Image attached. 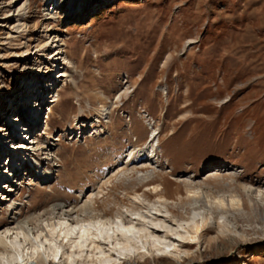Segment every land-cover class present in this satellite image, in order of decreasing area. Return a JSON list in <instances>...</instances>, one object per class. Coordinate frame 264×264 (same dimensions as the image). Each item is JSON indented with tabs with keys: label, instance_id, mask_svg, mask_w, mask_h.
<instances>
[{
	"label": "rangeland",
	"instance_id": "obj_1",
	"mask_svg": "<svg viewBox=\"0 0 264 264\" xmlns=\"http://www.w3.org/2000/svg\"><path fill=\"white\" fill-rule=\"evenodd\" d=\"M49 1L0 0V125L45 89L35 148L54 174L45 183L29 165L18 173L17 191H1L18 210L1 208L0 231L17 217L78 207L103 186L107 215L130 207L150 220L167 204L184 217L181 236L191 244L136 230L137 244L122 251L131 257L105 264H264V204L244 190L264 188V0H89L71 18L62 0L47 16ZM49 68L55 72L42 90L37 83ZM153 133L159 142L148 154ZM129 168L127 180L112 178ZM191 183L201 202L190 201ZM230 194L242 208L230 206Z\"/></svg>",
	"mask_w": 264,
	"mask_h": 264
},
{
	"label": "bare ground",
	"instance_id": "obj_2",
	"mask_svg": "<svg viewBox=\"0 0 264 264\" xmlns=\"http://www.w3.org/2000/svg\"><path fill=\"white\" fill-rule=\"evenodd\" d=\"M64 2L65 0L61 1L62 5L66 4L65 7L66 9L69 10L68 15L70 18L81 16V14L84 13L89 8V0H66V3ZM59 6L60 4L58 2L55 3V0H50L49 7L48 9L45 10V13H47V16H49L51 13L57 12L56 10L59 9ZM57 49H59V47H55V50ZM44 65L47 64L44 63ZM54 67L60 69V66H58L57 63L54 64ZM42 69H46V67L44 68L39 67L40 70L39 72H41ZM46 71L47 74L46 75L43 74L44 75L42 76L43 78L39 79L37 83L39 87L42 86V90L44 89L43 86L45 82H47V79L51 78V74L55 72L52 68H49V70L47 69ZM30 77L32 78V74L25 76L24 78H26L25 80H31ZM64 77H65L64 75H61V78ZM33 81L35 80H32V82ZM24 84L25 86L31 85V83L29 82H25ZM44 91L45 89L41 91L40 88L39 91V93H41L40 97L37 98V95H35L36 99L34 98L35 100L33 99L32 100L33 102L31 104L28 100L24 101V102H28L27 104L31 105L29 106V108L27 107V105L24 104H19L18 107L16 106V109L14 110L16 112L15 116H12L13 119L11 121L13 124L23 121L25 124L28 123L30 125V127L24 125L23 129L24 130L28 129V131L31 132L32 134L31 141L26 142V138H27L26 137L24 140L22 139L19 141L20 143L17 144L18 145L17 147H14L17 149L14 148L11 150L7 149V151L3 149L4 148L3 146L6 143L4 145L1 144L2 146H0V177H1L0 180L3 181L4 177L8 178L10 181L12 179V182H10V184L12 185L6 186L7 189L3 187L4 185L7 184L0 183V203H1V199H3L2 206H0V210L3 206L9 207V209H11L10 211L18 210L16 206L17 205L16 200L14 201L12 199L9 200L8 199L10 198L9 194L1 193L2 190H8L10 193L13 191L14 192L17 191L14 190V187H17L15 183L17 184L19 180L17 181L13 177L14 176L13 173L15 171L17 173L21 171L27 172L28 164L32 163V167L34 168L32 169V171L36 172V174L39 177L38 178L39 180L48 183L54 175L52 170L43 168V164L41 161L42 159L37 155V148L40 147L39 145L40 142L35 143L36 133H37L36 131L38 130L39 122H41L38 121V117L39 114L45 108L44 105H47L46 104L47 100L45 99V97H43V95H46ZM16 93L17 92H15V94ZM24 96L25 94H23L22 97ZM11 113H12L11 111H7V113H5L6 117ZM50 114H52V111H50ZM6 122H7V126H9L10 124L8 123V121ZM75 123H76V127L78 128L79 127L82 128L85 126L84 124L81 125V122L78 121L77 119L75 120ZM4 127L5 124L0 125V130L4 131L5 130ZM13 127L14 126H12V128ZM20 127L22 126L20 125ZM17 128L19 127L15 126V128H13L15 132H17ZM74 132H76V130H74ZM152 138L153 140L150 142L149 146L146 147V150L149 151L148 154H150V152L154 153V149H155L154 144L156 142L158 144L159 142L158 135L153 133ZM0 141L2 143V140ZM58 141L60 140L58 139ZM35 146H37V148H35ZM49 147L47 149H50ZM18 149H20L21 152ZM47 149L45 147L43 150L46 152L45 156L47 155L46 157H48L49 159L52 153L48 154ZM33 153H36L38 157H35ZM7 154H9L8 155L9 160L7 163H5L6 162L5 159H7V156L5 155ZM140 154H141V158L139 160L140 161L143 159L145 160V152L141 151ZM32 157H34L33 159L34 161L33 160L31 161ZM128 157L130 158L129 160L130 162H128L126 165L132 164L133 154L130 153ZM150 157H152V155H149V158ZM141 162L139 164H142ZM9 164L11 166L7 167ZM16 164L17 165L20 164L19 165L20 167L14 169V166H16ZM134 165L136 166V164ZM132 170L133 169L130 168L129 170H122V169L117 170V172L112 176V178H115L118 181L127 180L128 177L126 176V173L128 171L132 172ZM150 177L152 176L147 174L140 178L137 177V180L139 182H143L148 178L150 179ZM217 177L218 175L210 176V178H217ZM110 179L107 182H105L103 185H107L111 183ZM102 187H100L98 191H93L87 197H85L84 201L78 207L72 205L54 206L51 210L45 211L44 213L37 215L35 217H30L25 221H20L19 217H17V219H15V222H13L12 225H9L4 230L0 231V264H34L35 262L36 264H38L39 262H40L39 264H45L46 262L50 264L116 263L118 260L122 261L127 257H131V254H124L122 251H125L127 248L129 249L130 247L135 246V242L138 239V237L136 239V237L134 236L136 230H138V232L141 233L145 232L144 235L147 236V234H149L151 235L150 237L153 238L154 237L163 238L165 236L166 238L173 239V237H176L180 240L178 242H181L184 247L191 246V244L187 243V240H185L181 236L182 231L186 230L185 224L183 223L184 217L179 218L175 214H173V212L169 209L167 204L166 205L160 204L161 206L159 208L157 207V209L155 210L153 209L158 214L151 215L150 220L147 215H144L140 211L137 212L132 208L130 209V207L126 208L125 211H122L121 208L119 207L114 215L109 216L107 215L106 212L107 207L105 205L104 206L106 208L100 209L101 206L99 204L100 203L99 200L101 199L103 194ZM107 187L108 185L106 186V188ZM155 188L157 190V187ZM187 188H188V194L190 195L189 197L191 198L190 201L191 202L200 201V197H199L200 194L192 190L194 188L192 183L190 185L188 184ZM244 190L246 191V193L250 195H254L256 200L264 204V188L262 187L255 188L254 186L249 185L248 187H244ZM204 194H203V198H204L203 200L207 201L209 205H213V202L216 201L213 198V196L208 193H204ZM159 196H160L159 198L160 200L165 198L164 195L162 194H159ZM142 198L143 197L138 196L135 198V200L136 201L141 200L143 203H145L146 202L144 201L145 198L143 200ZM250 203L253 205L252 207L254 208L253 201H250ZM219 204L222 207H229L228 200H226L225 198H223V200H219ZM235 204H237V206H235ZM230 206L232 208L243 207V203L239 199V196L237 194H230ZM242 211H244V209ZM166 213L170 214L171 216L170 217L167 216L168 214L166 215ZM149 214H151L150 211ZM160 217H162V219ZM166 220L168 221L170 220V222H172L175 225L176 229L170 230L166 228L165 225ZM207 226L208 224L205 225V228ZM217 229L224 231L226 229L225 223H221V222L217 223ZM197 232H201V229H198ZM146 236L145 238H147ZM174 240L176 239L174 238ZM137 251L139 252L140 249L138 248ZM158 252L161 254V256H164L167 253L170 254L172 251L158 250ZM106 254H108L107 257L109 258L108 261L105 260Z\"/></svg>",
	"mask_w": 264,
	"mask_h": 264
}]
</instances>
